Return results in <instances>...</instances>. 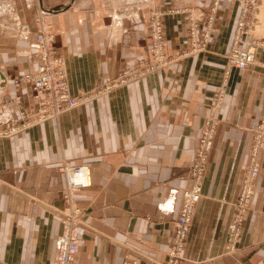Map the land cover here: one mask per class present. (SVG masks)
Wrapping results in <instances>:
<instances>
[{
    "label": "crops",
    "instance_id": "obj_1",
    "mask_svg": "<svg viewBox=\"0 0 264 264\" xmlns=\"http://www.w3.org/2000/svg\"><path fill=\"white\" fill-rule=\"evenodd\" d=\"M153 12L164 14L170 55L189 47L191 14L203 18L204 31L213 16L209 52L0 138L1 263L57 264L70 201L84 211L75 264H166L183 192L195 184L202 133L214 121L180 264H264V147L241 239L235 251L226 248L264 110V48L246 70L229 67L226 58L239 0H0V125L20 119L18 98L22 110L36 109L33 85H14L40 64L36 18L50 28L77 95L152 61ZM246 40L242 49L264 42V0ZM76 166L88 167L90 185L69 193L61 169Z\"/></svg>",
    "mask_w": 264,
    "mask_h": 264
},
{
    "label": "built area",
    "instance_id": "obj_2",
    "mask_svg": "<svg viewBox=\"0 0 264 264\" xmlns=\"http://www.w3.org/2000/svg\"><path fill=\"white\" fill-rule=\"evenodd\" d=\"M260 1L239 0L241 3V15L237 27V36L232 52L226 57L229 67L245 70L254 66L256 63L255 51L253 49L243 51L239 48L240 45L238 44L241 42L239 36L244 35L246 27L252 24ZM163 16L164 14L162 12H153L151 17L150 39L152 61L146 63L140 72L132 73L131 75H129V72H125L120 76V79L108 82L105 87V92L108 93L124 87L130 82L139 80L158 71H164L170 66L179 64L188 58L209 52L208 46L211 33L209 29L207 31L202 30L199 20L195 19L197 17H194V19H190L188 50L183 51L180 55L168 54L164 35ZM36 20L37 33L35 40L41 56V63L34 76L24 75L23 79L28 82L33 81L37 98H40L42 105L36 114L37 117L31 122L37 121L44 123L51 119H57L63 113L83 105L91 97L87 93H81L79 97H73L71 95L66 81L65 62L61 57L54 54L50 39L45 37L44 32H47V27L43 18L38 17ZM213 21L214 19L210 16V22L212 24ZM21 36L24 40L29 39L27 28L21 31ZM221 96V94L218 96V101ZM15 129L12 131L15 132ZM214 132L215 122L210 121L202 133L200 148L193 168L192 176L195 184L192 189L183 192L182 205L174 223L172 245L169 251V260L166 264H180L183 259V252L186 246L187 236L191 229L195 206L202 197V178L209 153L213 147ZM263 147L264 110L257 129L250 160L246 165V173L241 192L235 203V214L228 229L226 248L229 252L237 249L242 236L246 215L250 210L256 188V180L260 172L258 154ZM62 170L65 174L69 193L90 185L88 167H64ZM83 216L84 211L69 201V205L65 209V218L63 221L64 231L57 240V264H75L79 249L78 233L83 225Z\"/></svg>",
    "mask_w": 264,
    "mask_h": 264
},
{
    "label": "rangeland",
    "instance_id": "obj_3",
    "mask_svg": "<svg viewBox=\"0 0 264 264\" xmlns=\"http://www.w3.org/2000/svg\"><path fill=\"white\" fill-rule=\"evenodd\" d=\"M218 5V3H217V1H216V3H215V8H216V6ZM259 5H260V3H259ZM259 5H258V8H257V10H256V14L254 15V18H253V22H252V24L251 25H249V26H247L246 27V29H245V33H244V35L242 34L241 36H239L240 37V43L238 44V45H243L244 43H246V39L248 38V37H252L254 34H255V28L258 26V24H259ZM214 8V9H215ZM194 17H197V18H195V19H198L199 20V24H200V26H201V28H202V30H204L203 28H204V25H203V18L202 17H198V16H193L192 14H191V16H190V19H194ZM39 18H41L42 19V17H39ZM212 18H214L213 16H212ZM37 19V18H36ZM190 19H189V28H190ZM37 21V20H36ZM212 26V22H210V18H209V21H208V25H207V28L208 29H210V27ZM238 27V26H237ZM49 30H50V28H48L47 27V32H44V35H45V37L48 39H50V41H51V46H52V48L54 49V54L56 55V56H59V57H61L63 60H64V62H65V58L62 56V55H60V54H58V52L56 51V49H55V46H54V43H53V41L51 40V36H50V34H49ZM247 31V32H246ZM236 36H237V30H236V35H235V38H234V41H235V39H236ZM35 37H36V35H35ZM35 42H36V40H35ZM250 44V43H249ZM251 47L250 48H248V49H242L241 47H239L241 50H243V51H248V50H254L255 51V57H256V60H257V51H258V48H264V42H262V41H252V43H251ZM36 46H37V44H36ZM234 47V46H233ZM38 48V47H37ZM189 48V47H188ZM188 48L186 49V50H188ZM209 50V49H208ZM233 50V49H232ZM182 53V52H181ZM180 53V54H181ZM38 54H39V59H40V63H41V56H40V53H39V49H38ZM180 54H174V55H180ZM229 55V54H228ZM199 56V55H198ZM196 57V56H195ZM192 58H194V57H191V58H188V59H186V60H189V59H192ZM186 60H184V61H182V62H180L179 64H181V63H183V62H185ZM175 65H178V64H175ZM175 65H172V66H175ZM39 66H40V64H39ZM39 66H38V68H39ZM172 66H170L169 68H171ZM264 67V66H263ZM38 68H37V70H38ZM248 69V68H247ZM37 70L34 72V73H31V74H24V75H30V76H34V74H36V72H37ZM239 70H242V69H239ZM246 70V69H245ZM124 73V72H123ZM123 73H121L117 78H116V80H118V79H120V76H122L123 75ZM137 73V72H136ZM65 74H66V81H67V86H68V89H69V92L71 93V95L73 96V97H79V95L81 94V93H79V94H77V95H74V94H72V92H71V90H70V85H69V81H68V75H67V72H66V66H65ZM24 75H22V76H20L17 80H16V82H15V86H16V88H19V86H21V84L23 83V82H25V83H31L32 85H33V89H34V99H35V101H36V109H34L33 111H25V110H22L21 109V101H20V98H18V100H17V105H18V107H20V110H21V115H20V119H18V120H16V121H10L9 122V124H7V125H5V126H1L0 125V138H10V137H13V136H17V135H20V134H22V133H24V132H26L29 128H32L33 126H36V125H38V124H42V122H31V121H33V119L34 118H36L37 117V113H38V110L40 109V107H42V105H41V101H40V98H37V93H36V90H35V86H34V83H33V81H30V82H28V81H25L23 78V76ZM107 83L108 82H106V83H103V87H101V88H99L98 90H96V91H92V92H82V93H87V95H89L91 98H90V100L88 101V102H86V103H84L83 105H80V106H78V107H81V106H84V105H87L89 102H91L92 100H94V98L96 97V96H98V95H106V94H108L107 92H105V87H106V85H107ZM122 88V87H121ZM118 89H120V88H118ZM116 90V89H115ZM98 93V94H93V93ZM111 92V91H110ZM94 95V96H93ZM77 107V108H78ZM74 109H76V108H74ZM74 109H71V110H74ZM71 110H69V111H71ZM69 111H67V112H69ZM67 112H65V113H67ZM65 113H63L62 115H64ZM62 115H60L57 119H59ZM28 117V118H27ZM57 119H51V120H57ZM51 120H48V121H51ZM48 121H45V122H48ZM44 122V123H45ZM15 128H17V129H15ZM13 129H15L16 131L15 132H13L14 130ZM13 130V131H12ZM77 167V166H76ZM61 171H63L62 169H61ZM260 173V172H259ZM193 177V176H192ZM194 180V179H193ZM193 188V187H192ZM191 188V189H192ZM190 190V189H189ZM69 192V191H68ZM63 234V233H62ZM61 234V235H62ZM60 235V236H61ZM187 238H188V236H187ZM57 248H58V245H57ZM0 264H4V263H1L0 262Z\"/></svg>",
    "mask_w": 264,
    "mask_h": 264
},
{
    "label": "bare ground",
    "instance_id": "obj_4",
    "mask_svg": "<svg viewBox=\"0 0 264 264\" xmlns=\"http://www.w3.org/2000/svg\"><path fill=\"white\" fill-rule=\"evenodd\" d=\"M87 176V175H86Z\"/></svg>",
    "mask_w": 264,
    "mask_h": 264
}]
</instances>
